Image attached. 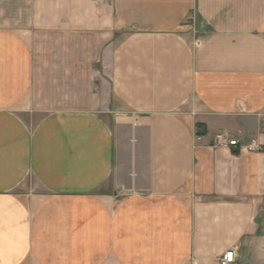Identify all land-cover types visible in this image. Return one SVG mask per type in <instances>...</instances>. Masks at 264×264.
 <instances>
[{"label":"crops","instance_id":"obj_1","mask_svg":"<svg viewBox=\"0 0 264 264\" xmlns=\"http://www.w3.org/2000/svg\"><path fill=\"white\" fill-rule=\"evenodd\" d=\"M221 131L264 146V0H0V264H264Z\"/></svg>","mask_w":264,"mask_h":264},{"label":"built area","instance_id":"obj_2","mask_svg":"<svg viewBox=\"0 0 264 264\" xmlns=\"http://www.w3.org/2000/svg\"><path fill=\"white\" fill-rule=\"evenodd\" d=\"M196 138L199 139L200 136L196 135ZM211 145L216 147L229 146L249 152H258L264 149V146L253 137L239 139L225 131L216 133ZM218 264H235V251L233 249H227L222 252L218 258Z\"/></svg>","mask_w":264,"mask_h":264}]
</instances>
